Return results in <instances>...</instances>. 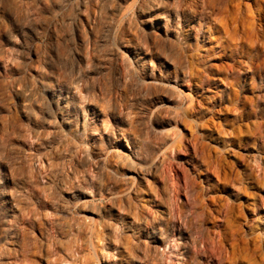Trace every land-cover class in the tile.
<instances>
[{"label":"rangeland","instance_id":"rangeland-1","mask_svg":"<svg viewBox=\"0 0 264 264\" xmlns=\"http://www.w3.org/2000/svg\"><path fill=\"white\" fill-rule=\"evenodd\" d=\"M203 1L0 0V264H264V0Z\"/></svg>","mask_w":264,"mask_h":264},{"label":"bare ground","instance_id":"bare-ground-1","mask_svg":"<svg viewBox=\"0 0 264 264\" xmlns=\"http://www.w3.org/2000/svg\"><path fill=\"white\" fill-rule=\"evenodd\" d=\"M205 1V3L204 4H206L207 5V7L208 8H210L212 11H214V9L215 8H217L218 6H219V4H223V0H204ZM203 1V2H204ZM227 1V0H226ZM226 1L224 2V3H226ZM224 5V4H223ZM203 7H205V6H203ZM206 7V8H207ZM205 9V8H204ZM177 207V206H176ZM178 208H179V206H178ZM177 208V209H178ZM180 209V208H179ZM174 210H176V209H174ZM181 210V209H180ZM177 212H179V211H177ZM172 213V212H171ZM177 214V213H176ZM173 246V245H172Z\"/></svg>","mask_w":264,"mask_h":264}]
</instances>
